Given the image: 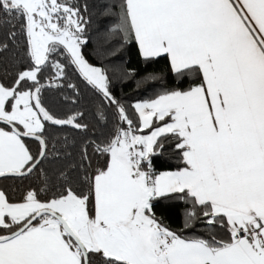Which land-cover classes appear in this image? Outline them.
<instances>
[{
    "label": "snow or ice",
    "instance_id": "1",
    "mask_svg": "<svg viewBox=\"0 0 264 264\" xmlns=\"http://www.w3.org/2000/svg\"><path fill=\"white\" fill-rule=\"evenodd\" d=\"M94 23L98 59L132 46L164 71L90 63ZM5 54L0 178L39 186L0 191V264H264V0H0ZM113 78L162 86L126 106ZM80 85L107 135L89 133ZM63 89L58 114L44 93ZM161 201L184 205L181 228Z\"/></svg>",
    "mask_w": 264,
    "mask_h": 264
},
{
    "label": "trees",
    "instance_id": "2",
    "mask_svg": "<svg viewBox=\"0 0 264 264\" xmlns=\"http://www.w3.org/2000/svg\"><path fill=\"white\" fill-rule=\"evenodd\" d=\"M89 2L99 4L102 2V0H89ZM89 37V42L83 49V51L89 62L94 65L103 66L104 64H108L111 67L124 64L128 69L135 70V79H139L148 72L160 73L164 71L165 65L162 61L156 64L145 65L136 53L135 48L132 46L125 48L116 57L110 60L102 61L94 55V51L103 46V40L97 35L95 23L89 30ZM14 71L15 69L13 66V58L11 57V55L5 54L3 57H0V79H3L6 83H10L12 79L11 74L14 73ZM68 80L72 83H79L78 74L75 73L71 68L68 69ZM162 84L163 86L171 87V78H167L162 82ZM161 86L162 85L160 83H156L137 89L135 80H118L116 78H113V82L111 85L113 94L126 106L137 100L148 98L155 91H158ZM70 94V89H63L60 92L46 91L44 93L45 104L56 111L58 114H63L64 112L68 111L70 106L63 103L62 96ZM80 94L81 99L77 107L85 111V122L90 125L89 133H95L96 135H100L101 133H103L104 135H107L111 130V124L109 123L108 127L99 128L96 126L95 120L93 118V113L95 112V108L98 103L96 97L91 91L85 89L83 85H80ZM32 147L33 151H35V146L32 145ZM162 161H167L173 166L175 164L174 159L171 158V153L167 151L165 155L160 158V160L155 161L158 171L165 170V167L161 165ZM29 186L33 188L38 187L39 178L36 176H32L31 178L23 181L14 178L0 179V191H4L12 200H19L25 189H27ZM183 207V204L161 201L156 208V214L163 217L165 219V222L172 229H179L182 227L183 223L181 215ZM194 231H198L200 234H203V229L200 225H197V228L194 229ZM218 235H222V233H218Z\"/></svg>",
    "mask_w": 264,
    "mask_h": 264
},
{
    "label": "water",
    "instance_id": "3",
    "mask_svg": "<svg viewBox=\"0 0 264 264\" xmlns=\"http://www.w3.org/2000/svg\"><path fill=\"white\" fill-rule=\"evenodd\" d=\"M1 179V178H0Z\"/></svg>",
    "mask_w": 264,
    "mask_h": 264
}]
</instances>
